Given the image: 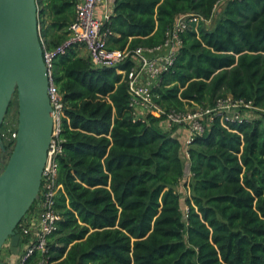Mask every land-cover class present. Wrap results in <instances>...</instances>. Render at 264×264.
<instances>
[{
  "label": "trees",
  "instance_id": "obj_1",
  "mask_svg": "<svg viewBox=\"0 0 264 264\" xmlns=\"http://www.w3.org/2000/svg\"><path fill=\"white\" fill-rule=\"evenodd\" d=\"M35 1L39 38L54 49L68 36L76 0ZM218 1L114 0L103 25L109 49L157 46L177 15L197 14L152 89L160 108L207 106L231 94L264 109V0H226L207 28ZM81 48L56 54L51 70L63 107L55 156L61 219L47 242L48 264H264V112L227 127L215 121L193 138L183 211L181 142L156 114L134 119L118 73L132 62L95 67ZM6 115L0 171L14 145L16 93Z\"/></svg>",
  "mask_w": 264,
  "mask_h": 264
},
{
  "label": "built area",
  "instance_id": "obj_2",
  "mask_svg": "<svg viewBox=\"0 0 264 264\" xmlns=\"http://www.w3.org/2000/svg\"><path fill=\"white\" fill-rule=\"evenodd\" d=\"M105 1L109 0H76L74 17L67 28L68 36L54 49H48L40 38L49 81L48 95L53 110L52 137L41 175L39 211L28 214L20 224L19 255L13 264H48L47 242L49 236L57 230L61 219L55 209V196L59 188L56 184L55 156L61 149L59 132L63 104L61 95L52 82L51 70L54 56L64 53L70 45L82 46L86 50L88 61L95 67L117 66L132 62L128 70L118 69V73L123 75L126 83L130 96L128 105L134 119L145 118L147 114L152 113L162 118L160 123L165 130L172 132L176 128H184L186 138L182 148L187 159V148L193 138L206 133L215 121L227 127L229 123L250 120V112L255 110L264 112V109L255 107L251 101H245L231 94L218 97L207 106L196 105L182 110L160 108L154 100L155 94L152 89L158 84L161 74L173 66L176 53L182 44L181 35L188 23L197 18V14L188 12L177 15L167 28L163 42L157 46L136 47L132 50L109 49L108 36L111 32L103 28L104 22L108 20L109 11L101 7ZM225 1L219 0L215 4L210 18L204 20L205 25L211 22L216 7L219 5L218 7L222 9ZM15 136L16 132L11 134V137Z\"/></svg>",
  "mask_w": 264,
  "mask_h": 264
},
{
  "label": "water",
  "instance_id": "obj_3",
  "mask_svg": "<svg viewBox=\"0 0 264 264\" xmlns=\"http://www.w3.org/2000/svg\"><path fill=\"white\" fill-rule=\"evenodd\" d=\"M37 15L35 0H0V126L14 93L18 104L13 149L0 171V250L8 242L13 254L19 250L17 225L39 199L53 128Z\"/></svg>",
  "mask_w": 264,
  "mask_h": 264
},
{
  "label": "rangeland",
  "instance_id": "obj_4",
  "mask_svg": "<svg viewBox=\"0 0 264 264\" xmlns=\"http://www.w3.org/2000/svg\"><path fill=\"white\" fill-rule=\"evenodd\" d=\"M222 4V3H220ZM219 6V5H218ZM216 7L215 9V13L212 17V20L211 22L209 23H206V27L207 28H210L212 27V24L214 23V20L220 15V7ZM81 54H84L86 53L85 49L82 47L81 49H79ZM17 113V107L13 104L8 112V114L6 115V123L5 125L6 126H11V127H14L15 125V121H16V114ZM251 113V118H257V113L256 111L254 112H250ZM182 159H183V162H184V166H185V174H184V177L183 179L181 180V183L180 185L178 186V191L181 195V206H182V209L183 211L186 209L185 206H184V198L185 196L187 195L188 193V189L186 188V186H184L188 181H187V177H188V170H187V161H186V157H185V153L183 151V154H182ZM6 246H8V243H5L3 250L1 251L0 253V258H3V259H8V256H12V252H9V251H6Z\"/></svg>",
  "mask_w": 264,
  "mask_h": 264
},
{
  "label": "crops",
  "instance_id": "obj_5",
  "mask_svg": "<svg viewBox=\"0 0 264 264\" xmlns=\"http://www.w3.org/2000/svg\"><path fill=\"white\" fill-rule=\"evenodd\" d=\"M113 2L114 0H109V1H105L101 7L104 8V9H107L109 12L111 11L112 9V5H113ZM101 7H100V12H101ZM86 51V50H85ZM84 56H87L86 53L83 54ZM160 126L162 129H164V126L162 125V123H160ZM165 130V129H164ZM173 136L177 137L178 140L181 142V145L183 147V143L185 141V138H186V130L184 128H176L173 132H172ZM186 161H187V158H186ZM189 180V173H188V177H187V181ZM8 243V242H7ZM9 246V245H8ZM10 248V247H9ZM19 255V250L16 254H13L12 253V256H8V259H3V258H0V260H3L5 261L6 264H13L17 261V256Z\"/></svg>",
  "mask_w": 264,
  "mask_h": 264
}]
</instances>
